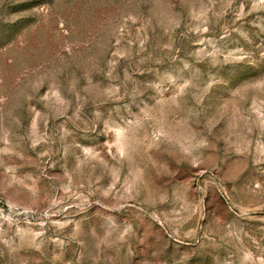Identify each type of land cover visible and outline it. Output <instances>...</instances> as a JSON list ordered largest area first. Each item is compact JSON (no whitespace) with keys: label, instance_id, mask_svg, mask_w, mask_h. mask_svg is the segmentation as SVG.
<instances>
[{"label":"rangeland","instance_id":"rangeland-1","mask_svg":"<svg viewBox=\"0 0 264 264\" xmlns=\"http://www.w3.org/2000/svg\"><path fill=\"white\" fill-rule=\"evenodd\" d=\"M0 264H264V0H0Z\"/></svg>","mask_w":264,"mask_h":264}]
</instances>
